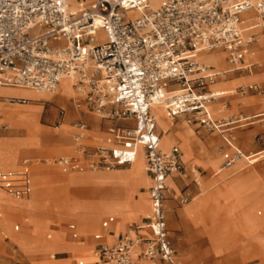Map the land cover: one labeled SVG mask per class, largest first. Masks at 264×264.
<instances>
[{
	"label": "built area",
	"instance_id": "obj_1",
	"mask_svg": "<svg viewBox=\"0 0 264 264\" xmlns=\"http://www.w3.org/2000/svg\"><path fill=\"white\" fill-rule=\"evenodd\" d=\"M150 0H91L79 2L71 12L66 0H0V87L53 93L60 80L75 83L79 97L74 107H83L102 120L130 125L108 129L110 146L92 150L80 147L85 125L71 124L78 152L89 160L59 158L54 165L63 171H111L130 166L137 148L143 151L150 178L149 210L145 224L123 234L114 244L94 251L97 264H133L139 250L143 260L176 264L171 254L162 204L177 199L166 178L184 174L175 147L161 152L155 133L153 105L169 118L185 115L187 125L196 123L208 132H224L253 123H264V113L253 117L213 118L207 104L215 99L206 89L225 72L213 70L196 55L222 50L231 71L250 74L252 65L243 56L255 43L248 30L264 34V0H165L150 9ZM135 11L132 19L128 13ZM252 11L255 23L243 29L239 15ZM101 32L102 39L95 36ZM239 96L258 94L254 84L239 86ZM6 103H25L3 99ZM63 111H58V118ZM232 149L223 155L224 166L249 158L232 147V137H222ZM26 162L11 189L15 197L27 193ZM4 176L0 175V181ZM197 185L196 179L193 180ZM178 202L185 204L181 197ZM146 232L145 235L139 233Z\"/></svg>",
	"mask_w": 264,
	"mask_h": 264
},
{
	"label": "crops",
	"instance_id": "obj_2",
	"mask_svg": "<svg viewBox=\"0 0 264 264\" xmlns=\"http://www.w3.org/2000/svg\"><path fill=\"white\" fill-rule=\"evenodd\" d=\"M239 22L240 26L243 29H247L251 27L255 23V16L252 11H247L241 15H239ZM243 21H246V23H243ZM248 33H251L255 36V43L252 46L251 49H254L255 47H258V41H256V37L258 35H263L258 29H251L248 30ZM256 49V48H255ZM220 52L224 55V58L219 60V68L225 64L226 69L222 71H215L213 67H210L213 72H225L223 75L218 76L216 80L219 78L225 76V77H238V76H244L247 75L245 72H237V71H231V67L227 62L226 55L222 50L215 49L209 52L205 53H210V52ZM258 51V50H257ZM260 52L264 51L263 49L259 50ZM202 54V52L200 53ZM199 55V53L197 54ZM196 55V56H197ZM248 56L245 55L243 56V63L244 64H250L252 65V68L254 66L253 63H245L248 62L249 59H246ZM264 57V53L261 54L260 58ZM259 58V59H260ZM197 60V57H196ZM224 60V61H223ZM198 61V60H197ZM250 61V60H249ZM209 67V66H208ZM245 73V74H244ZM255 73H264V70L257 71ZM72 82V81H71ZM224 84H229L228 82L224 81ZM249 84H254L258 86L260 93L258 94H247L245 96H239L235 93V90L239 87H235L232 91L230 92L231 88H224L222 83H218L217 85H220L215 89L214 96L215 99L207 104V108L210 112V104L212 102L218 101L223 99L224 97H238V98H231L227 103H214L215 105H220L223 104L226 107L227 116L228 117H253L257 115H261L264 113V107L261 103L262 99H264V80L262 82H251L247 83L246 85ZM75 83L72 82L70 83H63L61 86V90L58 93L59 97H64L62 94V91L65 90L67 86H70L73 92L69 94V97L71 99L65 100L61 98L60 103L56 104L55 106H49L46 115H45V121L52 122V120L56 118L59 120L58 127H54V135H57L59 138H57L56 146H49V147H40L38 145L39 139L38 136L40 133L44 132L43 128L47 127L43 124L39 123L40 119V114L43 111V103L45 102H51L55 97L57 96H51L47 94H52V93H47V94H41V93H33L30 90L22 89V88H12V87H0V99H19L22 101H25V103H16L18 105H24V104H37L40 105V107H32V106H25L18 110H16L19 115L20 119L22 122V127L26 131L28 135V131L25 128V122L24 119L31 118L35 119L36 124H37V132H36V144H27L24 142H18L15 144H6L0 142V145H4L5 147L10 146L12 149H14L15 156L12 157L10 161L2 162L4 164V169L0 168V175L4 176L3 179L0 181V193L7 196L9 199L14 200V201H27L28 203H32L33 205L36 204H41L44 207H48L49 205H53L51 202H42V199L44 196L46 197H54L56 199H59L61 201L60 205H65V201H67V198L70 195H76V194H84V197L87 198V203H86V210L84 211L78 209H74L75 211H71V213L65 214V216L60 215L61 217H57L55 214L48 212V211H36V212H28L24 211L19 213V217H29V216H36L37 218L40 219H46L47 220V227L46 230L40 235L38 231L32 232L30 231L29 228L31 226H24V224L19 220V217L16 216V218H10L8 222V228L7 227H1L0 226V264H35L39 260H46L49 257H51L53 260H66L68 261L67 264H77L74 260L79 257L86 256L87 253L80 251V250H74L69 244H59L55 247L54 252L49 253L47 250H38L35 245H32L30 243L34 242L37 239H42L45 241H50L52 238V233L53 232H63V235L65 236H59V239L64 240L68 242H75L80 245H90L92 249H95L100 246H110L114 244L123 234H125L128 231H133L135 228L141 227L142 225L145 224V217H141L139 221H134L132 223L126 224L123 231L120 233H117L116 235L114 234V231H112L113 225L116 222V218L113 217V215L102 212L103 217H101L94 225L92 224V228L89 231V225H90V219L91 216H87L86 213L89 210H96L95 207H97V201L94 200L93 198H90V195L92 193H99L102 192L103 190V184H102V177L95 176V175H78L75 173H72L71 171L65 170L63 171L62 169L58 167H51L50 169H57L58 172H53V173H48L45 172L42 174V177L44 180H47L51 183H56L58 186L54 187H46L44 189H32V176H33V168L31 166V162L22 159V158H17L22 154L23 151H29V153H33L32 155L36 154L35 151H41L40 154L43 155H56L57 153L64 152L65 150H73L80 154L78 150L76 151L75 149H78L73 142L72 138V143L75 147H70V146H65L64 143L66 141V138L70 133V130L72 129L71 126H68L66 121L68 120H75V122H80L85 125V132L83 134V137L79 143L80 147L89 149L84 143L88 139V133H90V130L87 128L86 123H89L91 126H98V122H96L95 118L87 115L85 113H79V111L74 107L72 101L75 97H79L78 94L75 91ZM208 91V88L206 89ZM209 92V91H208ZM210 93V92H209ZM11 95V96H8ZM52 98V99H51ZM251 98H256L258 100V105L259 108H263L262 111L256 112V113H249V114H244L243 111L256 106L257 104L255 103L254 100ZM27 99V100H26ZM41 99V100H40ZM40 100V101H39ZM242 100H247V103L245 105H242ZM4 102V101H3ZM14 103V102H13ZM7 104V105H16V104ZM212 104V105H214ZM1 105V101H0ZM61 105L62 108H58L57 106ZM67 109V113H65L64 109ZM0 109H2V112H0V119L6 118L11 120L13 118L12 111L7 109L4 106H0ZM62 110L63 111V117L61 119L58 118V111ZM24 113H23V112ZM151 112L153 113L152 109ZM164 113V112H163ZM236 115H233L235 114ZM154 114V113H153ZM165 118L169 119L166 122V126L171 133V140L174 141V137H177L178 139L182 140L183 143H185L188 146V149L191 150V158L190 161L187 163H184L181 161V151L177 147L176 144H172L168 147L167 150L162 149V152L168 151L171 147H175L179 154H180V163L182 167L184 168V174L181 176H177L175 174L169 175L166 179H169V183L173 187H169L167 182V186L172 190L173 193H176L178 195L177 199H172V198H167L163 204H162V210H163V215H164V221H165V229L167 233V239L170 247L171 254L174 258V261L176 264H202L203 262H208L211 264H216L215 262V257L218 255H215L212 251L211 245L208 242L207 238L200 232V228L193 226L190 222L185 220L183 218V210L182 207L185 206L186 204L190 203L194 197L200 194L201 190L205 187L206 184L210 182V179L214 177L216 174L219 172L225 170H231L232 166L238 162L241 159H238L231 163L229 166H224V158L223 155H228L231 156L233 154V151L231 148H229L225 142L223 141L222 137L226 135H230L232 137V147L238 151H240L243 155L249 156V153H253V155H259L258 153L262 154V157L258 159H264V123L262 122H257V120H253L251 124L238 127V128H233L230 129L223 134H219L216 132H211L216 134L222 145H223V153L221 155V159L218 157H215L213 155V151L211 150L210 147V140L213 139V137H208V138H199L194 132V136L191 137L189 134L181 132L178 128L174 127V120L175 119H180L184 120L187 118L185 115H179L175 118H169L166 116L164 113ZM97 116V115H96ZM98 117V116H97ZM99 118V117H98ZM100 119V118H99ZM123 121H110L108 124H105V131L104 132H99L98 134H94V137H92L91 141H97L99 142V146H110L111 142L106 143L107 139L109 138L108 135V129L110 128H117V127H126V126H119L117 124L121 123ZM123 123H128V122H123ZM8 123H3L0 124V127L2 128L3 131L7 129L6 125ZM178 124V123H175ZM12 132L14 133L12 136L17 135V130H15L14 127H12L10 124H8ZM60 125V128H59ZM130 125V123H128ZM127 125V126H128ZM194 125L197 128L199 127L196 123ZM188 126H192L188 125ZM248 127L246 132H242L238 134V139L236 138V131ZM59 128V129H58ZM259 128L261 130H259ZM157 129L162 132L163 129L160 127L157 128V125L155 123V133L159 137V139L164 135L163 132L162 134L157 131ZM203 129V128H201ZM58 130H63L66 132V134L58 132ZM204 130V129H203ZM253 133V135H250L249 133ZM198 133V132H197ZM199 135V134H198ZM111 136V135H110ZM9 136H0V138H10ZM186 139V140H184ZM238 140V141H237ZM175 142V141H174ZM160 144V141H159ZM93 149V148H91ZM140 149V154L141 156L143 155V151L141 148ZM137 155V151H136ZM136 157V156H135ZM62 157H58L56 159H59ZM64 158V157H63ZM77 158L79 161L84 160L82 158V155H78ZM143 159V156H142ZM219 160L218 165L220 166L219 169L217 170L216 174L212 173V168L210 166L211 163H213L215 160ZM25 161L26 164V179H27V193L23 196H18L15 197L11 194V189L17 185L18 180H19V172L22 170L21 169V163ZM18 162V163H17ZM136 162V161H135ZM17 163V164H16ZM256 163V162H255ZM254 164V163H253ZM252 164V165H253ZM85 165V164H82ZM250 165V166H252ZM245 166V165H244ZM247 166L246 168L250 167ZM129 166H121L117 167L114 170L117 169H125ZM146 165L145 161L143 159V164H142V174L148 178L149 184H150V178L146 172ZM244 168V169H246ZM243 169V170H244ZM84 170H88L87 168H84ZM242 170V171H243ZM89 171V170H88ZM207 171L211 172V175L209 176L208 179L203 180L205 177V173ZM241 172V171H239ZM238 172H227L222 180L223 182H227L228 179L231 176H234ZM250 174V173H249ZM256 174V173H255ZM264 174V173H263ZM248 175V174H246ZM258 175V174H257ZM111 177V175H108ZM259 176V181H261V177ZM107 177V176H106ZM239 177V176H238ZM246 178H249L248 176ZM196 179L197 185L194 184L193 180ZM233 180V179H232ZM262 181L264 182V176L262 178ZM132 182H134L132 184ZM48 183V182H47ZM127 183V184H126ZM134 184L135 180H132L131 182L126 180V177L121 175V174H115V192L119 191H124L126 194L125 199H121L122 197L117 195L115 199V206H121V211L116 210L115 215H118L120 212L125 213L131 210L139 211L142 209V204L140 202V198H131L130 194L132 191V194L134 192ZM261 184V182H260ZM264 184V183H263ZM150 186V185H149ZM148 188L146 189L147 193V200H148ZM205 193L207 192V189L204 190ZM138 193L141 194L143 193V189H138ZM204 193V195H205ZM83 196V195H82ZM181 197H185L187 199V202L185 204H180L178 200ZM124 202V203H123ZM57 206V205H54ZM66 206V205H65ZM176 206H182L180 208H177ZM90 207V208H89ZM143 208L145 209V200L143 202ZM124 209V210H123ZM8 208L0 204V222L4 219V212L7 211ZM148 210H149V200H148ZM73 212V213H72ZM80 212V213H79ZM84 212V213H83ZM78 214V215H77ZM71 215V216H70ZM70 216V217H69ZM81 217H87L88 222H84L79 226L80 224L78 221L81 219ZM73 218V219H72ZM69 220L70 223H66V221ZM12 222H15L12 227H10V224ZM167 226L170 229V232L168 233ZM19 227L21 228L19 231ZM61 227V229H60ZM66 230V232L64 231ZM85 231L86 234H82V231ZM264 230L261 229L257 232V235L260 237L257 238L259 241V244L249 240V239H243L245 244L248 246L253 247V250L249 253L246 252L245 260L248 258V256H251L256 258L257 260H260V264H264V246H263V236L261 234V231ZM89 231V233H88ZM189 231V232H188ZM140 234L145 235L146 232L144 230L139 231ZM205 238V242L203 244L199 243V237ZM230 248L227 249V251ZM62 255V258L59 259H54V255ZM31 257H41V256H48L46 259L38 258L37 260H34L33 263H30L27 261V258ZM233 261L235 264L237 262H241L242 259L235 258L234 256H228L226 257ZM131 260L133 264H144V263H149L145 260H143L140 256L139 250L136 249L134 253L131 256ZM202 262V263H201ZM223 262V261H222ZM92 264H97V261L94 260ZM155 264H165L159 260L155 262Z\"/></svg>",
	"mask_w": 264,
	"mask_h": 264
},
{
	"label": "rangeland",
	"instance_id": "obj_3",
	"mask_svg": "<svg viewBox=\"0 0 264 264\" xmlns=\"http://www.w3.org/2000/svg\"><path fill=\"white\" fill-rule=\"evenodd\" d=\"M84 0H72L75 10L78 6L79 2H83ZM86 2H90L91 0H85ZM162 2H160L161 4ZM160 4L153 5L149 4V7L151 9H155ZM68 5V4H67ZM137 14L133 17H130L132 19L136 18ZM245 23V21H243ZM101 35V34H100ZM102 39V37H100ZM256 41H258V47H255L254 49H250L248 56L246 59H249L248 62L245 63H253L254 66L251 70L250 74L244 75V76H238V77H221L218 80H216L213 84L208 85V91L212 92L215 91L217 87L220 85H217L218 83H222L226 81L229 84H224V88H228L230 92L232 93L233 89L237 86H244L247 83L251 82H262L264 80V73H255L257 71L264 70V57L260 58L261 54L264 53V51L260 52L259 50H264V36L258 35L256 37ZM254 45V44H253ZM252 48V47H251ZM258 50V51H257ZM197 60L201 63H203L206 66L216 68L215 71H222L226 69L225 64L219 68V60L224 58V55L218 51L216 52H210V53H202L196 56ZM212 59L215 61L214 64L209 63L206 59ZM260 58V59H259ZM224 61V60H223ZM245 74V73H244ZM215 85V86H214ZM26 90V89H24ZM61 90V87L58 89V91L51 95V96H57L55 97L50 103L45 102L43 103V111L40 114L39 123L43 124L47 127L43 128L44 132L40 133L38 136L39 142L38 145L40 147H49V146H56L57 145V138H59L57 135H54V127H58L59 120L55 118L52 120V122L45 121V113L48 109V107L55 106L56 104L60 103L61 97L58 96L59 91ZM67 91L64 93L62 91L63 96L66 97V100L71 99L69 97V94H71L73 91L70 86H67L65 88ZM31 91V90H30ZM35 93L34 91H31ZM214 96V92H212ZM11 96V95H8ZM231 98H238V97H224L221 100L212 102L210 104V110L214 117L216 119L220 118H226L227 111L226 107L223 104L215 105L214 103H227ZM255 101L257 104L254 107L248 108L243 111L244 114L249 113H256L259 111H262L263 108H259L258 100L256 98H251ZM242 105H245L247 103V100H242ZM263 107H264V99L261 101ZM214 104V105H212ZM0 106H4L10 111H12L13 118L11 120L7 118L0 119V124L8 123L12 127L17 130V135L12 136L14 133L12 132L11 127L7 124V129L5 131L2 130L0 127V136H9L10 138H0V142L6 143V144H15L18 142H24L27 144H36L35 136L36 134L33 132V129L37 128L36 121H32V119H24L25 122V128L28 131V135L26 131L22 127V122L20 119L19 113L16 111L20 108L25 106H32V107H40V105L37 104H24V105H7L3 102H1ZM224 107V108H222ZM58 108H62L61 105L57 106ZM79 113H85L87 115H90L95 118L96 122H98V126L96 125L91 126L89 123H86L87 128L90 130V133H88V139L85 141V145L89 147V151L92 150L91 148L99 146V142L97 141H91L92 137H94V134H98L99 132L105 131V124H108L107 120L99 119L93 112L88 111L84 109L83 107L76 108ZM221 109V110H220ZM65 113H67V109L65 108ZM0 112H2V109H0ZM233 115H236L233 114ZM75 120H68L66 121L68 126H71L72 123H74ZM178 123V124H175ZM119 126H127L128 123H119L117 124ZM157 128L160 129L159 125L157 124ZM174 127L178 128L181 132L189 134L191 137L194 136V133L199 138H208L213 137L212 140H210V147L213 151V155L215 157H218L221 159V155L223 153V145L219 139V137L211 132H208L206 130H203L201 128H197L194 123L192 126H187L183 120L180 121V119L174 120ZM60 128V125H59ZM58 128V129H59ZM38 129V128H37ZM248 127L237 130L236 131V138L238 139V134L242 132H246ZM259 130H261L259 128ZM59 131V130H58ZM157 131H159L157 129ZM160 132V131H159ZM164 134V131H162ZM162 132H160L162 134ZM194 132V133H193ZM198 132V133H197ZM70 134L65 137L66 141L64 143L65 146H72V138L74 136L75 130L71 129ZM169 134H171L169 132ZM199 134V135H198ZM250 135H253V133H249ZM109 138L107 140H112L111 136L108 135ZM164 136V135H163ZM163 136L160 138V144L159 149H165V146L163 145ZM174 143H176L177 147L181 151V159L184 163H187L190 161L191 158V150L188 149V146L183 143L182 140L178 139L177 137H174ZM238 141V140H237ZM74 147V146H72ZM75 149V147H74ZM76 151L78 149H75ZM166 150V149H165ZM36 154L32 155L29 153V151H23L20 156L17 158L26 159L31 162V166L33 168V176H32V189H44L46 187H54L58 186L56 183H51L47 180H44L42 177V174L45 172L53 173L58 172L57 169H50L51 167L55 168L54 162L52 160H56L58 157H67V158H75L78 154L77 152L73 150H65L64 152L57 153L56 155H43L40 154L41 151H35ZM16 154L14 152V149H12L10 146L5 147L4 145H0V168L4 169V164L2 162L10 161L12 157H14ZM82 158L84 160H80L81 164H86L88 162V158L82 155ZM18 163V162H17ZM16 163V164H17ZM219 160H215L213 163L210 164L212 168V173L216 174L219 169ZM142 164H137L136 162L125 168V169H117V170H111V171H71L72 173L78 174V175H100V176H106V175H115V174H121V175H127V174H135L139 173V178L137 185L134 186V192L130 194V197L133 198L135 194V189L139 187V184H141V189H143V193L139 194L140 199L145 200V209L142 206L143 213H139L138 211L131 210L125 213L120 212L118 215L113 216L116 218V222L113 225L112 231H114V234L120 233L123 231L126 224L132 223L134 221H139L141 217H147L148 216V200H147V193L146 189L148 188L149 180L147 177H145L141 170H142ZM244 162H239L236 165H234L231 170H223L216 174L214 177L210 179V182L205 185V187L201 190L200 194L193 198V200L186 204L185 206H176L177 208L182 207L183 210V218L190 222L193 226L199 227L200 232L207 238L208 242L211 245L212 251L215 255H218L215 257L216 264H235L230 259L226 258L229 255L234 256L235 258H240L242 261L237 264H260V260H257L256 258L251 256H248V258L245 260V256L247 255L246 252L250 253L253 250V247L248 246L245 244L243 239H249L259 244L258 241V235L257 232L264 228V182L262 181V178L264 176V159H261L254 163L252 166L246 168ZM246 168V169H244ZM244 169V170H243ZM241 170V172H239ZM243 170V171H242ZM236 171L238 172L234 176H231L227 182H223L222 178L227 172ZM250 173V174H249ZM256 173V174H255ZM205 177L203 180L208 179L211 175L210 171H207L205 173ZM248 174V175H246ZM261 177V181H259V176ZM239 176V177H238ZM249 178H246V177ZM233 179V180H232ZM48 182V183H47ZM261 182V184H260ZM172 186V185H171ZM173 187V186H172ZM106 187H103L102 192L104 191ZM212 188V189H211ZM209 190L207 194L204 195V190ZM110 194L113 190V186L109 185L107 189ZM92 193L88 194L90 195V198H93L97 201V207H95L97 210H89L86 213H88L89 216H91L90 219V225H89V231L92 228V224L94 225L101 217H103L102 212L103 211V203L101 198V193ZM122 194V199H125L126 194L124 191H119ZM80 195L84 194H76V195H70L67 199H70L71 196L75 198L76 201H80L81 203H87V198L80 197ZM99 195V196H98ZM73 198V199H74ZM135 198V197H134ZM51 202L53 205H49L48 207H44L41 204L33 205L32 203H28L27 201H14L9 199L7 196L0 193V204L8 208L7 211L4 212V219L0 222L1 227H7L8 222L10 218H16L19 217L18 215L21 212L28 211V212H36V211H48L53 214H55L57 217H61L60 215L65 216V214L71 213V209L74 207H70L69 205H60L61 201L59 199H56L54 197H46L44 196L42 199V202ZM66 202V201H65ZM57 205V206H54ZM87 207V206H86ZM83 205H78V208L80 210L87 209ZM77 208V207H76ZM90 208V207H89ZM121 207H114L116 210H120ZM104 212V211H103ZM19 220L24 224V226H31L30 231L35 232L38 231L40 235L46 230L47 227V220L46 219H40L36 216H29V217H19ZM15 222H12L10 224V227L14 225ZM66 223H70L69 220L66 221ZM8 228V227H7ZM19 227V231H20ZM61 229V227H60ZM168 233L170 232L169 227L167 226ZM66 232V230L64 229ZM82 234H86L85 231L81 230ZM88 231V233H89ZM189 232V231H188ZM261 234L263 236V246H264V230L261 231ZM52 238L50 241H45L42 239H37L34 242L30 243L32 245H35L38 250H47L49 253L54 252V249L59 244H69L72 249L83 251L86 254V256L76 258L74 261L77 264H92L94 262L92 253L94 252L92 247L90 245H80L75 242H68L64 238V240L59 239V236H64L63 232H53ZM65 237V236H64ZM260 239V237H259ZM261 241V239H260ZM205 242V238L199 237V243L203 244ZM230 248L228 251L227 249ZM247 257V256H246ZM38 258L46 259L48 256H41ZM37 257H31L29 256L27 258V261L30 263H33L34 260L38 259ZM54 259L62 258V255H54ZM223 261V262H222ZM68 261L66 260H53L51 257H49L46 260H39L35 264H67ZM202 263V262H201ZM144 264H150V263H144ZM202 264H211L208 262H203Z\"/></svg>",
	"mask_w": 264,
	"mask_h": 264
},
{
	"label": "bare ground",
	"instance_id": "obj_4",
	"mask_svg": "<svg viewBox=\"0 0 264 264\" xmlns=\"http://www.w3.org/2000/svg\"><path fill=\"white\" fill-rule=\"evenodd\" d=\"M163 1H165V0H150L149 1V3H148V7H149V4H153L154 6L155 5H157V4H160V2H163ZM66 3L68 4V8H69V10L71 11V12H74L75 11V6H74V4H73V2H72V0H66ZM150 8V7H149ZM151 9V8H150ZM137 13L135 12V11H131V12H129L128 13V16H130V17H133L134 15H136ZM244 23V22H243ZM245 23H246V21H245ZM95 36L98 38V39H100V37H101V32L98 30V31H96L95 33ZM202 53H205V52H202ZM200 54V53H199ZM209 63H211V64H214L215 63V61H213L211 58L210 59H206ZM201 63V62H200ZM201 64H203V63H201ZM204 65V64H203ZM206 66V65H205ZM224 77V76H223ZM215 82V81H214ZM63 83H70V84H72V82L71 81H69V80H60L59 81V83H58V85L56 86V88H55V90H54V92L52 93V94H47V93H41V92H39V93H41V94H47L48 96L49 95H53V94H55L57 91H58V89L62 86V84ZM215 86V85H214ZM73 91V90H72ZM64 93H66L67 91L66 90H64L63 91ZM213 92V91H212ZM212 92H210V93H212ZM35 93H38V92H35ZM34 93V94H35ZM61 98H63V99H65L66 100V97L64 96V97H61ZM52 99V98H51ZM27 100V99H26ZM41 100V99H40ZM39 100V101H40ZM0 101L1 102H3V99H0ZM3 103H5V104H11V103H6V102H3ZM13 104H16V103H13ZM222 108H224V107H222ZM151 109H152V111H153V117H154V119H155V123L157 122V124L159 125V127H161L162 129H163V131H164V136H163V138H162V140H163V145L165 146V149L167 150L168 149V147L170 146V145H172L173 143H174V141H172L171 140V134H169V130H168V128H167V126H166V122L169 120V119H167V118H165V115H164V113H163V110L159 107V106H156V105H153L152 107H151ZM221 110V109H220ZM23 112V111H22ZM20 113V112H19ZM24 113V112H23ZM210 114H211V116L213 117V118H215L214 117V115L212 114V112H211V110H210ZM7 118V117H6ZM31 119V118H30ZM32 121H34L35 122V119H32ZM184 121V120H183ZM185 122V121H184ZM185 124H186V122H185ZM187 125V124H186ZM188 126V125H187ZM33 132L36 134V132H37V128H35V129H33ZM58 132H60V133H65L66 134V132L65 131H63V130H59ZM161 139H159V141H160ZM184 140H186V139H184ZM108 142H110V140H107L106 141V143H108ZM186 142H187V140H186ZM176 144V143H175ZM186 145V144H185ZM187 146V145H186ZM158 147H159V142H158ZM160 148V147H159ZM160 151L162 150V149H159ZM162 152V151H161ZM259 155H253V153H249V155H250V157L249 158H242L241 160H239L238 162H236L234 165H236L237 163H239V162H244L245 163V165L246 166H250V165H252L253 163H255V162H257L258 161V159L260 158V157H262V154L261 153H258ZM244 157H245V155H244ZM64 158H67V157H64ZM137 160V164H139V163H141L142 162V156H141V154H140V149L139 148H137V155H136V157H135V159L133 160V162H132V164L131 165H133L134 163H135V161ZM53 162L55 161V160H52ZM181 161H182V159H181ZM183 162V161H182ZM130 165V166H131ZM233 165V166H234ZM232 166V167H233ZM84 169H81V170H79V171H83ZM241 171V170H240ZM139 173H135V174H127V175H123V176H125L126 177V180H128V181H132V180H135V184H134V186H136L137 185V182H138V178H139ZM95 176H99V175H95ZM107 176V177H106ZM106 176H101L102 177V184H103V186L104 187H106L105 189H107V187L109 186V185H111V186H113V190L111 191V193L109 194L108 193V191L107 190H105L104 189V191L101 193V198H102V203H103V211L105 212V213H108V214H111V215H113V216H115V211H116V209H114V207L116 208V207H121V206H115V199H116V197H117V195H119V196H121L122 197V194L120 193V192H115V175H111V177H109L108 175H106ZM166 182H167V184H168V186L169 187H172L171 186V184L169 183V179H166ZM134 182H132V184H133ZM127 184V183H126ZM141 188V184H139V187L137 188V189H135V194H134V197L135 198H140V196H139V193H138V189H140ZM212 189V188H211ZM211 189H209V190H211ZM209 190H207V192L205 193V194H207L208 193V191ZM99 196V195H98ZM80 197H84V195L82 196V195H80ZM74 197H72L71 196V198L70 199H67V201L65 202V205L67 206V205H69L70 207H74L73 209H71L70 211H75L74 209H76V210H78L79 208H78V205H83V206H85L86 207V203L84 202V203H81L80 201H76L75 200V198L73 199ZM122 199V198H121ZM88 201V200H87ZM140 202H141V204H142V206H143V200H141L140 199ZM124 203V202H123ZM77 207V208H76ZM96 209V208H95ZM86 210V209H85ZM97 210V209H96ZM124 210V209H123ZM83 211V210H82ZM119 211H121V208H120V210ZM139 213H143V211H142V209L141 210H139L138 211ZM73 213V212H72ZM80 213V212H79ZM84 213V212H83ZM78 215V214H77ZM87 216H88V214H86ZM71 216V215H70ZM69 216V217H70ZM89 217V216H88ZM73 219V218H72ZM88 218L86 217H81V219L78 221L80 224H78L79 226H81V225H84V224H82V223H86V222H88V220H87ZM92 257H93V260H95V258H94V252L92 253Z\"/></svg>",
	"mask_w": 264,
	"mask_h": 264
}]
</instances>
